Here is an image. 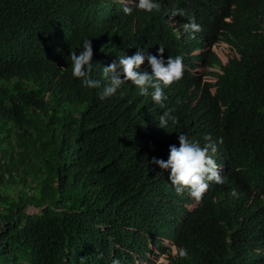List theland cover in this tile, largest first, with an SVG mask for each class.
<instances>
[{"label":"trees","instance_id":"trees-1","mask_svg":"<svg viewBox=\"0 0 264 264\" xmlns=\"http://www.w3.org/2000/svg\"><path fill=\"white\" fill-rule=\"evenodd\" d=\"M175 1L187 0L165 7ZM126 4L0 0V264H111L115 258L133 264L139 230L150 234L170 210L149 185L167 182L150 161L161 155L167 133L179 129L159 128L166 110L145 105L130 82L99 98L107 83L97 76L99 57L101 69L109 64L105 50L144 47V40L152 47L160 28L150 19L143 36L123 37L126 25L116 13L124 15ZM61 27L75 31L73 45L54 38ZM255 34L243 36L255 40ZM84 39L93 43L97 89H85L71 75L69 54L79 52ZM263 49L264 36L255 54ZM241 68L247 93L264 95V71L246 62ZM168 188L165 183L161 190ZM229 204L220 215L214 200L192 219L178 239L188 256H173L171 264H244L236 244L225 240L233 228ZM195 222L201 231L206 223L205 232Z\"/></svg>","mask_w":264,"mask_h":264},{"label":"clouds","instance_id":"clouds-1","mask_svg":"<svg viewBox=\"0 0 264 264\" xmlns=\"http://www.w3.org/2000/svg\"><path fill=\"white\" fill-rule=\"evenodd\" d=\"M114 1L129 4L124 15L116 13L126 25L123 37L143 36L150 19H158L160 28L152 34V47L144 40V47L119 52L110 45L105 50L109 64L101 69L99 57L97 76L107 83L99 98L115 96L130 82L145 105L158 113L166 110L159 128L179 129L167 133L161 155L150 161L167 182L149 185L162 193L170 210L150 234L139 230L132 263L171 264L178 254L186 258L178 239L192 219L214 200L222 215L228 200L233 228L225 240L236 244L244 264H264V95L247 93L249 79L241 68L246 62L264 71V49L254 51L264 36V0H187L181 6L175 1L169 8V0ZM246 31L256 33L255 40L245 38ZM53 34L67 46L75 43L74 30L61 27ZM69 58L72 77L85 89L101 87L94 78L92 40L84 39ZM165 183L167 191L161 190ZM195 225L202 233L207 228L206 223L204 231L199 222Z\"/></svg>","mask_w":264,"mask_h":264}]
</instances>
